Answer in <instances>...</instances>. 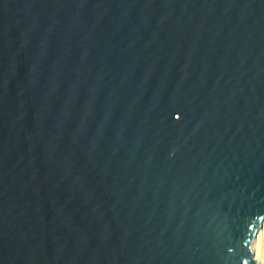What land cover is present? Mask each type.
Segmentation results:
<instances>
[{"label": "water", "instance_id": "obj_1", "mask_svg": "<svg viewBox=\"0 0 264 264\" xmlns=\"http://www.w3.org/2000/svg\"><path fill=\"white\" fill-rule=\"evenodd\" d=\"M264 0H0V264H259Z\"/></svg>", "mask_w": 264, "mask_h": 264}, {"label": "bare ground", "instance_id": "obj_2", "mask_svg": "<svg viewBox=\"0 0 264 264\" xmlns=\"http://www.w3.org/2000/svg\"><path fill=\"white\" fill-rule=\"evenodd\" d=\"M254 253L259 264H264V225L254 240Z\"/></svg>", "mask_w": 264, "mask_h": 264}]
</instances>
